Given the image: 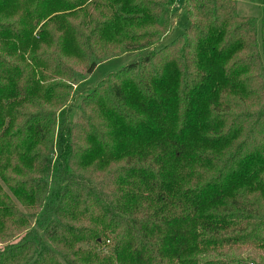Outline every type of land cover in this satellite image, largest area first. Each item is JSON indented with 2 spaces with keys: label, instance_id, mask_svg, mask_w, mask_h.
<instances>
[{
  "label": "trees",
  "instance_id": "1",
  "mask_svg": "<svg viewBox=\"0 0 264 264\" xmlns=\"http://www.w3.org/2000/svg\"><path fill=\"white\" fill-rule=\"evenodd\" d=\"M12 1L0 173L26 212L0 185V264H264V20L185 0L168 42L178 0ZM138 49L74 122L76 79Z\"/></svg>",
  "mask_w": 264,
  "mask_h": 264
},
{
  "label": "rangeland",
  "instance_id": "2",
  "mask_svg": "<svg viewBox=\"0 0 264 264\" xmlns=\"http://www.w3.org/2000/svg\"><path fill=\"white\" fill-rule=\"evenodd\" d=\"M238 3V13L244 17H251L257 20L258 23V39L259 42L261 41V29L264 20V0H236ZM185 0H178V7L175 9V17L178 18L177 20V27L172 35V37L168 40V42L172 41L174 38L182 34L185 29L189 26L188 19L186 17L185 12L183 11V5ZM11 11H16L17 5L16 0H13L9 6ZM8 9V6H7ZM18 11V10H17ZM167 42V43H168ZM158 47V46H157ZM149 50V49H148ZM147 50V51H148ZM146 51H141V49L131 51L124 56L113 58L107 61H104L97 65L95 70L88 76L83 74L82 77H78L75 81L76 86H74L76 90V96L73 100V105L70 106L72 108V119L76 122L81 115L82 109L81 104L83 102V98L86 94L90 91V89L94 88V86L107 77L109 74L117 72L128 66L132 63L136 58L142 55ZM12 155H3L0 157V168L6 167V165L10 162ZM16 162V157L13 158V164ZM9 174V173H8ZM3 175L0 173V185L3 190L8 194L9 197L13 199V202L16 206L22 211L26 212L24 206H22L18 200L13 196L7 183L3 180ZM42 234V233H41ZM19 241L15 239L14 242L16 243ZM13 242V243H14ZM3 246L0 247L2 249ZM86 249L95 250L98 255H105L110 256L113 254L114 251V239L113 237L110 240H107L103 245H97L96 243L90 244Z\"/></svg>",
  "mask_w": 264,
  "mask_h": 264
}]
</instances>
